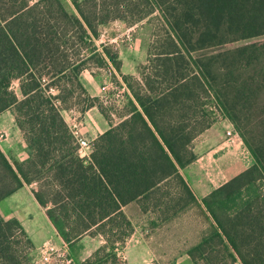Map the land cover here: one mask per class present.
<instances>
[{
    "label": "trees",
    "instance_id": "trees-1",
    "mask_svg": "<svg viewBox=\"0 0 264 264\" xmlns=\"http://www.w3.org/2000/svg\"><path fill=\"white\" fill-rule=\"evenodd\" d=\"M157 11L165 26L157 52L141 78L123 74L119 49L99 43L102 28ZM92 65L123 86V111L88 92L81 76ZM93 107L127 117L83 158L65 112ZM6 110L29 156L16 160L0 141V201L30 188L73 264H121L132 202L167 221L198 208L208 229L187 250L195 264H264V0H0ZM219 119L233 124L254 163L201 196L184 169L197 159L195 139ZM86 234L105 243L75 259L70 249ZM36 252L21 222L0 213V264H31Z\"/></svg>",
    "mask_w": 264,
    "mask_h": 264
},
{
    "label": "rangeland",
    "instance_id": "rangeland-1",
    "mask_svg": "<svg viewBox=\"0 0 264 264\" xmlns=\"http://www.w3.org/2000/svg\"><path fill=\"white\" fill-rule=\"evenodd\" d=\"M36 1L31 0L32 3ZM164 32V21L161 19L160 13L157 12L151 18L150 23L148 21L140 23L133 28H128L122 21H113L102 28L100 40L108 44L112 40H117L121 44V49L124 50L130 49L128 46L129 39L139 40L137 50L141 53L139 55L140 60L129 61L132 67L134 66L135 68L136 63L140 66L147 64L144 60V51L148 52L151 49L153 52H157L156 46L162 36H164ZM104 105L107 107L111 106L110 103ZM71 119L69 116V122ZM219 124L222 129H217L218 132L222 131L224 136H227L228 140H230L231 136L228 131L233 128L227 126V120L219 119L216 125ZM253 125L256 131L263 129V124L259 122L258 118L254 119ZM0 127H5L11 133L16 131V124L12 121L10 113H4L0 117ZM239 137H235V140H239ZM213 143H215V136H211L209 139L206 136H202L194 141L193 148L195 152H202L205 150V146L208 147ZM231 143L233 142L231 141ZM225 176L222 172L219 179L217 176L214 180L222 182ZM125 210L132 219L136 230L127 247L120 250L119 263L147 264L149 262L152 263L153 261L151 260L154 257L155 261L160 264H195L188 256L187 250L198 241L201 231L207 225L205 217L198 208L189 207L168 221L157 218L153 213L145 214L142 211H138L136 205L128 206ZM0 213L6 219L17 218L34 244L40 246L37 248L36 254L33 255L34 259L31 264H73V260L68 257V247L62 245L56 238L44 212L40 209L27 187L19 189L0 201ZM96 241L98 242L97 245L100 244L101 238L92 240L89 237H85L80 240V243L76 242L70 249L74 252L75 259H81L80 253L85 251V249H95L97 246L95 245Z\"/></svg>",
    "mask_w": 264,
    "mask_h": 264
},
{
    "label": "crops",
    "instance_id": "crops-1",
    "mask_svg": "<svg viewBox=\"0 0 264 264\" xmlns=\"http://www.w3.org/2000/svg\"><path fill=\"white\" fill-rule=\"evenodd\" d=\"M157 12H155L153 15H155ZM153 15L133 26H128L122 20H119V21H122L123 24L126 25L128 28H133L135 26H138L140 23H144L147 21L150 23ZM138 41L139 40L137 39L135 40H133L132 38L131 40L129 39L128 46L130 47V49L129 48L126 49L127 51L124 49H121L120 47L121 44H119L117 40H112L109 42V44H112L116 48L119 49L120 58L122 60V68H121L122 73L132 74L137 78H141L140 71H139L140 65L136 63L135 68H134V66L132 67V64H130L129 62V61L132 62V61L140 60L139 55H141V53L138 52L137 50ZM99 43H103V41L99 40ZM104 44H108V43H104ZM143 55L145 56L144 60L148 62L149 58L153 56V51L151 49L148 50V52L144 51ZM81 79L85 87L87 88L88 92L92 96L101 97L104 100V104H107V103L113 104L116 106L118 110L123 111V109L125 108L126 102H127L126 94H125L123 86H120L118 82L115 83L112 80L110 69L100 68V67H96L92 65L89 67V69H87L82 74ZM14 88L17 92H19V81L15 82ZM4 113H10L12 115V121L16 124L15 115L12 110L4 111L3 113L0 114V117ZM69 116L72 118L70 122H69ZM110 116L109 118H107L98 107H93L87 110L83 114L79 112L77 109H73V110L65 112V118L67 122L69 124L76 123L77 129L82 133L84 137H86L91 142H93L100 134L107 131L111 126L118 124L119 122H121L123 119L127 117L125 110L122 114H118V113H115V111H113ZM227 122H228L227 126L235 129L232 123H230L228 120ZM217 123H215L212 127L208 128L206 131H204L202 134L198 136V137L206 136L208 139L209 137L211 138V136H215V143H213L212 145L208 147L205 146L206 148L202 152L197 151L196 152L197 159L184 169V173L190 180L191 184L193 185L197 193L201 196L207 195L213 189L221 186L222 184L230 180L232 177L241 173L242 171H244L245 169H247L254 163V159L251 153L249 152L248 148L244 144L242 138L239 137V140H235L233 143H231V141L228 140L227 136H224V133L222 131L218 132L217 129L221 128V126L220 124L216 125ZM0 141L2 142L6 151L9 154H11L16 160L23 161L29 156V149L25 143L22 132L17 126V124H16V131L14 133H11L5 127H0ZM221 171L226 176L224 177L222 182L220 180L219 182H217L214 179H216L217 176L219 179V176L222 173ZM31 187H36V184H33ZM28 189L30 190V188ZM131 205H136V207L138 208V211H141L138 203L136 202H132L126 207L131 206ZM126 207H124L125 212H126L125 210ZM128 217L130 218L129 215ZM130 220L132 221L131 218ZM134 228H135V225H134ZM207 229H208V223L205 229L201 231V236L198 239V241L201 239L203 233ZM135 230L136 228L134 229V232L129 237L126 243V246L124 248L127 247L129 240L130 239L132 240V238L134 237ZM54 235L56 236V234ZM85 237H89L92 240L101 238V241H100V244L98 245H97L98 242L96 241L95 245L97 246L95 249L90 250V248L89 249L87 248L85 249V251H82L83 254L80 253L81 260H84L88 258L89 256H91L92 253L99 246L105 243V239L101 235L91 236V235L86 234L81 239ZM80 240L77 242L80 243ZM198 241H196V243ZM36 246L37 248L40 247L38 245ZM151 261L153 262L152 263L149 262L147 264L159 263L158 261H155L154 257ZM128 264H130V262Z\"/></svg>",
    "mask_w": 264,
    "mask_h": 264
},
{
    "label": "built area",
    "instance_id": "built-area-1",
    "mask_svg": "<svg viewBox=\"0 0 264 264\" xmlns=\"http://www.w3.org/2000/svg\"><path fill=\"white\" fill-rule=\"evenodd\" d=\"M71 127L73 128L76 137L80 156L83 158H89L91 153L92 142L82 135V133L77 129L76 123L71 124ZM228 134L231 136L229 139L232 142L235 141V137H239V134L235 131V129L229 130Z\"/></svg>",
    "mask_w": 264,
    "mask_h": 264
}]
</instances>
